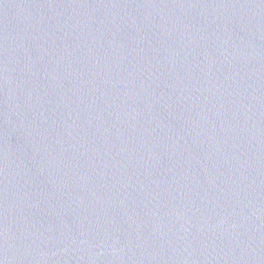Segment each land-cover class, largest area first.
Returning a JSON list of instances; mask_svg holds the SVG:
<instances>
[{
    "label": "water",
    "instance_id": "obj_1",
    "mask_svg": "<svg viewBox=\"0 0 264 264\" xmlns=\"http://www.w3.org/2000/svg\"><path fill=\"white\" fill-rule=\"evenodd\" d=\"M0 264H264V0H0Z\"/></svg>",
    "mask_w": 264,
    "mask_h": 264
}]
</instances>
